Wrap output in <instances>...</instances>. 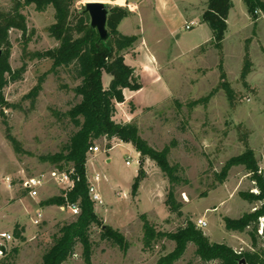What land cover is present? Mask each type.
<instances>
[{
  "label": "rangeland",
  "instance_id": "rangeland-1",
  "mask_svg": "<svg viewBox=\"0 0 264 264\" xmlns=\"http://www.w3.org/2000/svg\"><path fill=\"white\" fill-rule=\"evenodd\" d=\"M87 1L76 0L73 10L86 7ZM173 1L189 17L196 18L197 24L187 29L181 27L180 20L174 38L163 28V41L159 43L152 20L142 22L150 46L161 54L164 80L143 74L144 87L124 93L127 101L119 112L126 119L137 116L133 121L151 146L157 150L169 147L171 164L180 165L176 199L182 204V214L170 212L166 204L170 182L154 160H146L147 177L141 180L135 195L140 153L129 142L112 141L109 147L103 137L98 139L101 150L87 161V177L93 179L96 173L101 176L95 185L104 203H95V209L104 223L121 230L129 247L124 251L102 239L101 229L95 225L91 264H157L162 255L173 250L175 242L168 238L152 248L144 247L142 214L164 231L176 230L188 218L195 223L205 218L208 225L202 230L211 241L225 242L239 252L253 249L249 233L226 229L224 217L237 218L253 209L254 203L241 192L257 191L255 183L244 165H233L223 178L221 173L231 157L248 147L255 151L264 171V12L252 14L248 10L250 22L247 25L241 21L245 26L240 31L233 22L220 44L213 39L188 51L192 41L210 34V27L200 17L205 0ZM234 2L237 13L247 8L244 0ZM13 3L0 0L5 9ZM23 11L29 32H33L25 48L22 32L10 31V62L14 69L26 63V71L18 80H10L0 97V233L13 235L10 240L0 236V245L6 246L4 252L0 250V264H40L59 228L76 218L67 205L41 204L62 194L56 183L48 184L37 198L26 196L19 184L8 188L5 183L8 175L18 181L58 168L42 157L63 150L69 143L76 126L66 112L80 99L73 88L81 80L70 68L51 71V58L32 57L33 52L58 44L48 31L56 20L54 6L39 11L35 5H28ZM126 21L120 30L138 27L139 22L131 25ZM143 67L142 63L138 65L139 70ZM110 79L111 74L106 72V84ZM71 167L67 164L63 169ZM35 218L40 221L35 223ZM16 229L21 231L20 237ZM259 245H264L263 239ZM195 249L190 243L175 264H206ZM62 264H87L82 245L78 244Z\"/></svg>",
  "mask_w": 264,
  "mask_h": 264
},
{
  "label": "trees",
  "instance_id": "trees-1",
  "mask_svg": "<svg viewBox=\"0 0 264 264\" xmlns=\"http://www.w3.org/2000/svg\"><path fill=\"white\" fill-rule=\"evenodd\" d=\"M76 0H14L10 9L0 6V97L10 80H18L26 71L27 64L14 69L10 62L12 42L10 31L18 29L22 32L25 48L33 31L29 32L28 18L23 9L28 5H35L39 11H44L49 5L55 8V22L48 31L58 44L55 47L35 51L33 58H51V71L60 67L70 68L74 76L80 79L74 92L80 97L73 104L67 115L71 118L76 130L70 137L65 148L42 158L63 169L71 164L75 169V176H79L75 186L67 191L41 201L43 205H66L68 201L77 202L80 213L72 221L65 222L54 235V241L43 254L40 264H62L74 253L78 244L82 245L83 257L87 264H91L93 255L92 228L97 225L101 229L102 239H108L126 251L129 247L125 235L120 229L104 223L95 209V202L89 194V180L87 177V161L92 153L89 147L102 137H107L109 147L112 141L132 143L141 156L139 174L133 184V193L136 195L140 182L147 177L144 167L146 160L152 159L167 176L170 187L166 197V204L170 212L182 214V204L176 199V185L179 183L178 174L180 165L171 164L169 147L157 150L141 135L136 121L118 122L114 116L117 102L125 100L124 89L138 90L142 87L135 74V67L125 61V54L131 50L137 41V35L123 34L119 29L121 21L129 15L127 7L115 5L108 8L107 29L109 38L101 40L98 30L91 25V17L85 7L74 11ZM248 10L257 14L264 12V0H244ZM233 7L232 0H207V7L202 14V21L212 30L213 39L220 44L226 37L227 18ZM111 74L107 85L105 74ZM233 165H244L257 191L241 192L249 202L254 203L253 209L244 212L240 217H224L225 227L228 230L248 232L251 237L252 250L236 251L225 242L211 241L202 228L190 218L174 231L158 229L145 214L143 220V244L145 248H152L163 238L175 242L170 252L162 255L157 264H175L184 253L188 245L196 246L195 252L206 264H264V171L260 168L255 151L248 147L237 156L231 157L222 170V178L227 175ZM69 169V168H68ZM224 181V179H221ZM262 225V231L260 226ZM17 237L21 231L16 229Z\"/></svg>",
  "mask_w": 264,
  "mask_h": 264
},
{
  "label": "crops",
  "instance_id": "crops-1",
  "mask_svg": "<svg viewBox=\"0 0 264 264\" xmlns=\"http://www.w3.org/2000/svg\"><path fill=\"white\" fill-rule=\"evenodd\" d=\"M103 1L106 3V5H112V6L119 5V6L127 7L129 9V15L126 16L121 21V23L119 24V29H121L124 23L126 24L127 19L130 20L131 25H134L136 21L139 22L138 27L133 28V30H130V31L120 30L123 34L137 35L138 37L137 41L135 42L134 47L131 50L126 52L125 61L131 66L135 67V74L139 78V81L141 82L143 74L145 75V77L153 76L155 77L156 80H158L159 78L164 80V77L161 73L162 62H163L161 58V54L158 51H156L154 48H152V46H150L149 40L146 37L145 32L142 30V25H143L142 22L145 21L146 19L152 20V23H154V28H155V36H159L156 42L162 43L163 40L161 39V36L163 35V30H162L163 28H166L169 31L170 36L174 38V36L177 35L178 33L177 32L178 30L177 22L181 20L182 21L180 23L181 27L186 28V23L191 20H196V18L189 17L187 12L182 10L178 6V4L175 3L173 0H103ZM232 1H233V7L230 9V12L227 18V23H228L227 32L231 28V24L233 22L236 27V31H240V29L245 26V24L242 23L241 21L246 22L247 25L250 22L248 20L249 19L248 8L244 10L241 9V11L237 13L235 11V8H236L235 2L234 0ZM206 7H207V0H205L204 4L201 7L200 17L202 16ZM175 20L176 22H174ZM237 20H240V21L237 22ZM176 37L177 39H180L179 36H176ZM211 40H213L212 30L210 31V34H207L205 36V38L192 41L191 46L189 47L188 51L197 49L204 43H207ZM129 58L132 59V62H129L130 60ZM141 63L144 64V67L140 68L141 70L140 71L138 69V65ZM165 84L167 88H169V85L166 81H165ZM142 85L144 87V83H142ZM129 90H132V89L125 88L124 93H126ZM132 91H136V90H132ZM131 95L132 94H130L129 97ZM126 101L127 100L125 99L123 102H117V105H116L117 109H116L114 118L118 122H130L137 118L136 116L133 119H126L125 114L119 112V109L123 107V104ZM95 156H91L90 159H92ZM88 165L89 164L87 163V167Z\"/></svg>",
  "mask_w": 264,
  "mask_h": 264
},
{
  "label": "built area",
  "instance_id": "built-area-1",
  "mask_svg": "<svg viewBox=\"0 0 264 264\" xmlns=\"http://www.w3.org/2000/svg\"><path fill=\"white\" fill-rule=\"evenodd\" d=\"M196 24V20H191L186 23V28L190 29ZM103 138L107 141L106 136ZM107 144L108 143H106V145ZM100 150V145L96 143L89 147V151L93 154V156H95V154ZM127 163H129V161H127ZM100 178L101 176L99 173H96L93 176V179L88 178L89 194L95 203L102 204L104 203L103 198L95 185V181L100 180ZM78 179L79 176H75L74 167H71L69 169L53 168L37 174L26 175L18 178V181H16L14 177L8 175L5 177V183L8 188H13L16 184H19L26 196L30 198H37L41 195L42 190L50 183H56L58 186H60L61 190L66 193L75 186L76 180ZM66 205L74 214L80 213L81 209L77 202L68 201ZM38 214L41 216V212ZM39 221V218L34 219L35 223H38ZM196 224L199 228H204L208 225V222L205 218H199ZM260 231H262V228ZM0 236L6 240H10L13 237V235L9 232H2L0 233Z\"/></svg>",
  "mask_w": 264,
  "mask_h": 264
},
{
  "label": "water",
  "instance_id": "water-1",
  "mask_svg": "<svg viewBox=\"0 0 264 264\" xmlns=\"http://www.w3.org/2000/svg\"><path fill=\"white\" fill-rule=\"evenodd\" d=\"M86 11L90 14L91 25L96 28L100 34L101 40H107L109 38V32L107 29V16L108 8L103 0H88L85 5ZM2 51L0 50V55ZM0 249L3 252L6 250V246L1 244ZM240 263L246 264L245 258H242Z\"/></svg>",
  "mask_w": 264,
  "mask_h": 264
}]
</instances>
